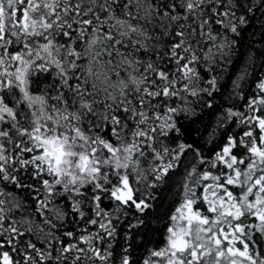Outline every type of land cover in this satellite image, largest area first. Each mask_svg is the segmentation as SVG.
Masks as SVG:
<instances>
[{
  "label": "snow or ice",
  "instance_id": "1",
  "mask_svg": "<svg viewBox=\"0 0 264 264\" xmlns=\"http://www.w3.org/2000/svg\"><path fill=\"white\" fill-rule=\"evenodd\" d=\"M257 43L264 0H0V264H264Z\"/></svg>",
  "mask_w": 264,
  "mask_h": 264
},
{
  "label": "trees",
  "instance_id": "2",
  "mask_svg": "<svg viewBox=\"0 0 264 264\" xmlns=\"http://www.w3.org/2000/svg\"><path fill=\"white\" fill-rule=\"evenodd\" d=\"M249 41H260L259 32H257L255 36H252L250 33H246L245 34V40H244L245 46L243 48H241L240 61H242L244 59V57L247 55V52H248L247 45H248ZM254 47L255 48H261V47H264V44L257 43V44L254 45ZM240 61H237V66H239ZM231 71L233 73V77L232 78H234L235 69H231ZM249 80H251V77L249 78ZM225 83L230 85L231 79H227L226 78ZM245 88H247V85H245ZM202 119L204 120L205 123H209V117L207 115L203 116ZM195 127H201V125L199 123H197L195 125ZM165 196H167V193H162L161 194V206L158 209V214L160 216L164 215V212H165V210L167 209V206H168L167 205V201L165 200ZM162 224H163V221H160L159 223L156 220L152 221V226L153 227H162ZM150 235H152V234H150Z\"/></svg>",
  "mask_w": 264,
  "mask_h": 264
}]
</instances>
